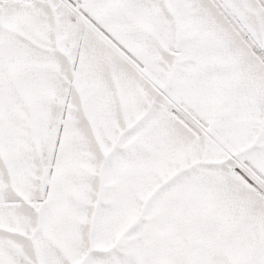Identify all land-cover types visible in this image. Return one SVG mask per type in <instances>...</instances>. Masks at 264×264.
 Returning <instances> with one entry per match:
<instances>
[{"label": "snow or ice", "instance_id": "6c2138e0", "mask_svg": "<svg viewBox=\"0 0 264 264\" xmlns=\"http://www.w3.org/2000/svg\"><path fill=\"white\" fill-rule=\"evenodd\" d=\"M0 264H264V0H0Z\"/></svg>", "mask_w": 264, "mask_h": 264}]
</instances>
